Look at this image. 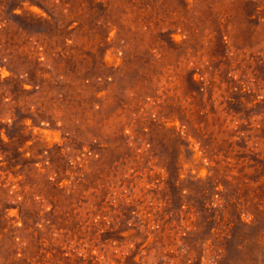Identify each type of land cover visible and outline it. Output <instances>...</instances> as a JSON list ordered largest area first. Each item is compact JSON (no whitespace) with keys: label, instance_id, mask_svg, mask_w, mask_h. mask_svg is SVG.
Masks as SVG:
<instances>
[{"label":"rangeland","instance_id":"1","mask_svg":"<svg viewBox=\"0 0 264 264\" xmlns=\"http://www.w3.org/2000/svg\"><path fill=\"white\" fill-rule=\"evenodd\" d=\"M0 264H264V0H0Z\"/></svg>","mask_w":264,"mask_h":264}]
</instances>
